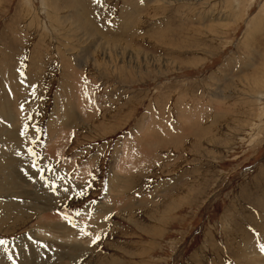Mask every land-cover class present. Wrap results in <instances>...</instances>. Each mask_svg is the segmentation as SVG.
Here are the masks:
<instances>
[{
	"label": "rangeland",
	"instance_id": "rangeland-1",
	"mask_svg": "<svg viewBox=\"0 0 264 264\" xmlns=\"http://www.w3.org/2000/svg\"><path fill=\"white\" fill-rule=\"evenodd\" d=\"M1 160L0 264H264V0H0Z\"/></svg>",
	"mask_w": 264,
	"mask_h": 264
},
{
	"label": "bare ground",
	"instance_id": "bare-ground-1",
	"mask_svg": "<svg viewBox=\"0 0 264 264\" xmlns=\"http://www.w3.org/2000/svg\"><path fill=\"white\" fill-rule=\"evenodd\" d=\"M12 100H13V99H12ZM6 101L8 102V100H6ZM5 103H6V102H5ZM6 105H7V104H6ZM6 105H5V106H6ZM10 105H11V104H10ZM8 106H9V105H8ZM3 110H4V109H3ZM3 110H1V111H3ZM65 111H67V110H65ZM64 113L66 114V117H65V119H64L63 126L65 125L66 127H69V125L71 126L72 123H76V122L78 121V120H76V118H78V116H77V113H78V112H77V111H74V110H73V113H74V114L71 113L70 111H67V112H64ZM1 114H2V113H1ZM2 116H4V115H2ZM67 116H68V117H67ZM66 118H67V119H66ZM72 120H73V122H71ZM10 126H11V125H10ZM15 126H19V125H15ZM15 126H14V127H15ZM65 126H64V127H65ZM64 127H63V128H64ZM66 127H65V128H66ZM78 127H79V126H78ZM9 128H10V127H9ZM17 128H18V127H17ZM13 129H14V128H13ZM13 129L11 130V132L14 133V130H13ZM63 131H64V130H63ZM15 132H17V131H15ZM8 135H9V134H8ZM11 135H12V134H10V136H11ZM15 137H16V136H15ZM9 138H10V137H9ZM9 138H8V139H9ZM56 138H57V137H56ZM14 140H16V139H14ZM15 142H16V141H15ZM15 146H16V145H15ZM17 146H18V145H17ZM17 146H16V148H17ZM18 147H19V146H18ZM3 151H4V149H3ZM3 151H2V152H3ZM12 155L14 156L13 153H12ZM13 156H11L10 159H15L16 161H18V160H17V157L13 158ZM117 158H118V157H117ZM7 159H8V158H7ZM7 159H6V160H7ZM6 160H5V161H6ZM7 162H8V164H9V160H8ZM20 162H21V161H20ZM14 163H15V165L18 167V165L16 164V162H14ZM17 163H18V162H17ZM116 163H118V162H116ZM10 165H11V164H10ZM6 166H7V164H6ZM6 166H3V165H2V160H1V162H0V171H1V170H4V168H5ZM114 167H116V164H115ZM18 168H19V167H18ZM29 169H30V168H29ZM29 169H28V170H29ZM38 172H39V171H38ZM0 173H1V172H0ZM58 175H59V174H58ZM61 179H62V178H61ZM50 181H51V180H50ZM64 181H65V180H64ZM2 182H3V181H2ZM60 182H62V181H60ZM60 188H61V187H60ZM63 188H64V187H63ZM40 196H41V195H40ZM57 197H58V196H57ZM6 198H7V197H6ZM55 199H56V198H55ZM45 201H46V200H45ZM56 201H57V200H56ZM53 202H54V201H53ZM54 203H55V202H54ZM56 203H57V202H56ZM52 204H53V203H52ZM41 212H42V211H41ZM48 213H49V212H48ZM19 214H20V213H19ZM42 214H43V213H42ZM6 217H7V216H6ZM90 217H91V216H90ZM15 219H17V218H15ZM87 219H88V218H87ZM40 226H41V225H40ZM64 231H67V230H64ZM64 231H63V232H64ZM53 233H54V232H53ZM42 241H43V240H42ZM65 244H66V243H65ZM66 250H67V249H66ZM77 251H78V250H77ZM61 253H62V252H61ZM258 253H259V252H258ZM259 254H260V253H259ZM5 256H6V255H5ZM28 257H29V256H28ZM9 259H10V258H9Z\"/></svg>",
	"mask_w": 264,
	"mask_h": 264
},
{
	"label": "snow or ice",
	"instance_id": "snow-or-ice-1",
	"mask_svg": "<svg viewBox=\"0 0 264 264\" xmlns=\"http://www.w3.org/2000/svg\"><path fill=\"white\" fill-rule=\"evenodd\" d=\"M30 151H31V149H30ZM32 155L34 157H37V154L35 152H32ZM37 159H38V157H37ZM33 167H37V168L39 167L35 160L33 161ZM39 171L42 173L44 170L42 168H40ZM41 179H44L43 175H41ZM52 190L55 191V188H53ZM65 191L67 192L68 190L65 189ZM75 195L84 196V195H86V190L84 188H81L78 192L75 193ZM99 239H100V237L96 236L92 242L95 243L96 240H99ZM6 243H7V241L0 239V244H6ZM259 247H260L261 251H264V243L260 244ZM229 264H231V262H229Z\"/></svg>",
	"mask_w": 264,
	"mask_h": 264
}]
</instances>
